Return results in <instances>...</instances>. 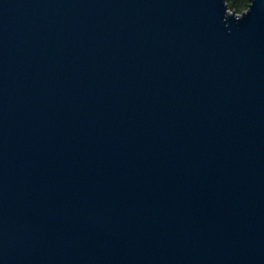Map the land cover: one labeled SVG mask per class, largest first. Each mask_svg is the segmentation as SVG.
<instances>
[{"label":"water","instance_id":"obj_1","mask_svg":"<svg viewBox=\"0 0 264 264\" xmlns=\"http://www.w3.org/2000/svg\"><path fill=\"white\" fill-rule=\"evenodd\" d=\"M0 264H264V0H0Z\"/></svg>","mask_w":264,"mask_h":264},{"label":"trees","instance_id":"obj_2","mask_svg":"<svg viewBox=\"0 0 264 264\" xmlns=\"http://www.w3.org/2000/svg\"><path fill=\"white\" fill-rule=\"evenodd\" d=\"M231 10L240 13L249 7L251 0H226Z\"/></svg>","mask_w":264,"mask_h":264}]
</instances>
